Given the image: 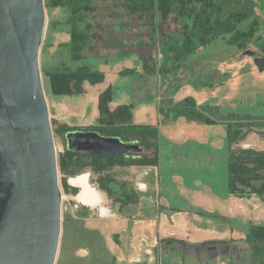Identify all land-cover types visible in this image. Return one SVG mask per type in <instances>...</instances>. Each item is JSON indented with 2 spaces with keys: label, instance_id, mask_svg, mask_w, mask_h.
<instances>
[{
  "label": "rangeland",
  "instance_id": "rangeland-1",
  "mask_svg": "<svg viewBox=\"0 0 264 264\" xmlns=\"http://www.w3.org/2000/svg\"><path fill=\"white\" fill-rule=\"evenodd\" d=\"M190 1L191 6L198 7L196 0ZM227 1L230 10L233 12L241 8L242 2L251 7L252 10L248 20H256L258 23V30L253 38L244 47L237 48L234 44L229 45L227 43V36L216 33L215 37L205 46L197 45V48L186 58L183 68L172 72L163 70L166 65L164 62L169 63L168 59H172L173 56V52L165 47L167 40L172 38L170 41L174 43L177 38L178 42L175 48L178 49L185 29L190 25L189 22H186V24L181 22L177 12L170 13L164 19L156 11L129 12L125 7L124 0H92L94 9L87 17L90 25L88 30L89 40L82 53L83 60L72 62L69 58V49L64 45L68 40L66 32L68 27L64 24L60 25L67 14L60 8L45 6V27L39 49V67L50 121L56 120L68 127H75L76 130L74 131H88L84 128L94 125V119L98 116L97 101L95 103L96 94L109 86L115 88V103L118 105L132 104V123L147 125L156 131L161 160L159 166L162 185L161 194L174 198L175 191L171 187V182L173 181L177 185L175 181H179L178 183L181 184L182 176L176 175L179 173L178 171L184 170L186 181L190 180L191 174L187 172L190 161L186 158L176 161L174 158L177 152L189 148L188 145L190 144H186V142L190 140L191 134L194 138L202 141L207 142L208 139H211L209 142L213 144L220 142L217 145L220 147L222 140L219 141L218 138H226V125L217 121L207 123L191 118L193 109L200 114L202 113L205 117H215L214 114L210 113L209 108L210 110L213 109L215 114L234 112L238 115H264V0ZM191 19L192 17L189 18V21ZM245 26L246 24H241L238 28L242 29ZM188 31L193 32L192 30ZM258 61H262V67L257 64ZM81 64L102 71L105 75L104 81L96 85L85 83V93L83 94L56 96L50 93L44 72L58 70L62 66L75 69ZM144 65L154 68L155 71H157V67L162 65L163 73L145 74ZM123 69L132 70L129 71L131 74L120 75L119 72ZM201 82H206L207 85L199 89H193ZM187 89L195 92L194 96L200 108L196 103L195 107L194 105L190 106L189 102H187L188 105L182 103ZM185 99L186 97L184 101ZM191 99L194 100L193 97ZM62 104H67L69 109L67 111L62 110ZM113 106L114 104H111L110 108ZM216 125L223 127V136L221 134L218 137L217 129L219 126ZM245 131L246 128L243 127V136L232 148L264 149V137L260 131ZM53 139L58 157V153L63 151L66 145L65 137L53 133ZM167 156H171L174 161L172 163L168 162ZM220 158L222 159V156ZM221 159L218 160L220 164L218 166L222 165ZM125 171L126 168L124 167H114L111 174L118 181H122L126 176L134 177L132 173L126 174ZM197 172L202 173L201 170ZM82 173L88 174L89 183L98 191L97 175L89 169L84 170ZM199 173L197 175L203 183L202 177L213 176L207 171L203 173L205 176H201ZM58 177L62 195V221L63 216L76 214L74 205L77 202L73 198L75 195L64 193L60 171H58ZM69 178H67V183L72 186L69 183ZM202 184L200 183V185ZM218 198L223 202L220 203L221 207L224 206L223 208L227 209L231 198ZM216 199L213 195L207 194V196H195L191 199V202L197 209H212L210 203L214 204L213 200L216 201ZM100 200H97L98 205L101 203ZM242 201L245 203V208L253 207V202L249 205L246 203L248 200ZM185 202L180 204L183 205ZM249 202L251 201L249 200ZM261 206L264 207L262 204ZM104 207L106 213L107 209L111 207L118 209V205L110 201ZM250 210L252 209H243V213L249 214ZM86 214L88 217L83 222L85 227L89 229H85L83 223L80 222L83 231H79L76 222L69 223L66 227L69 243L63 249L65 246V244L63 245V236L62 245L61 248L59 245L57 259H55L54 264H144L141 259L130 257L131 252L139 251V249L141 252L144 251V247L136 245L137 243L140 244V239L134 237L137 236L134 231H130V229L115 230L117 228L114 223L107 224L105 214L101 215V209L97 206L89 208ZM202 223L203 225L207 224L206 218L202 219ZM209 225L208 227H210ZM112 228L115 232L118 231L117 241L111 239ZM234 230L233 236H237V233L242 231L237 228ZM229 234L227 232V235ZM81 240H88L90 243L106 240L107 245L99 244L96 247L94 245L89 250L88 257H83L79 255H83L84 252L76 247ZM113 245L121 247L125 254L115 256L113 259ZM127 250L129 253H126ZM178 251H181V249ZM188 251H193L195 254L190 252V254H174L168 257L164 255V259L169 258L170 264H214L212 261H206V257L203 254H198V250L195 248H189ZM116 253L119 254V250H116ZM165 260L158 262L159 264H165ZM244 261H248L247 254L244 256ZM221 263L224 264V261Z\"/></svg>",
  "mask_w": 264,
  "mask_h": 264
},
{
  "label": "trees",
  "instance_id": "trees-1",
  "mask_svg": "<svg viewBox=\"0 0 264 264\" xmlns=\"http://www.w3.org/2000/svg\"><path fill=\"white\" fill-rule=\"evenodd\" d=\"M193 1V0H192ZM198 7L191 6L190 0H124L126 9L130 12L151 10L158 12L162 18L168 17L172 12H177L181 22H189L182 39L179 42L181 47L176 49L178 42L174 43L169 38L166 48L173 52L172 59H168L165 68L166 72H172L185 66L186 58L191 55L197 45L205 46L216 35L221 33L227 36V43L237 48L244 47L258 30L256 20H248L251 14V7L242 2L241 8L231 11L229 2L226 0H196ZM244 1V0H242ZM228 2V3H226ZM249 2V0H247ZM49 8H60L67 14L60 25L68 27L69 40L66 44L69 51V58L72 62L83 60V51L89 40L88 30L90 25L87 21L88 14L94 9L92 0H44ZM192 17L191 21L189 18ZM246 24L244 28L239 25ZM52 26V24H51ZM191 27V29H189ZM192 30L193 32H189ZM197 42V43H196ZM180 49V50H179ZM166 60V59H165ZM162 65L149 68L144 65V72L147 74H161ZM132 70L123 69L119 72L125 76L131 74ZM46 83L51 94L56 96H72L83 94V83L90 85L100 84L104 81L105 75L102 71L92 68L89 65L81 64L75 69L62 66L58 70L44 72ZM114 91L110 86L101 91L97 98L98 116L94 125L84 129L98 132L100 135L117 137L123 142L137 141L142 147L136 154H128L124 157H115L99 154H79L68 150L66 145L63 151L58 153V168L62 174L61 183L65 193L76 195L78 188L71 187L67 183L68 177L76 176L84 170L89 169L97 175L98 189L105 191L109 199L118 203L120 208L137 202V193L133 185L128 181H118L111 171L114 167L128 166H156L158 159L157 133L147 125L132 123V104H119L110 109L113 101ZM192 105L193 100L186 98L184 105ZM191 118H196L207 123H213L210 117H205L195 109L191 112ZM53 133L64 136L69 131L76 130L75 127H68L52 120ZM245 132L260 131L264 137V120L255 118H241V121L228 114L226 118V143L228 156L226 161L227 191L229 195L237 198H249L256 196L264 203V151L252 148H232ZM113 186H117L114 189ZM244 241L249 246L251 261L250 264H264V223L249 222L245 230Z\"/></svg>",
  "mask_w": 264,
  "mask_h": 264
},
{
  "label": "water",
  "instance_id": "water-1",
  "mask_svg": "<svg viewBox=\"0 0 264 264\" xmlns=\"http://www.w3.org/2000/svg\"><path fill=\"white\" fill-rule=\"evenodd\" d=\"M44 27V0H0V264H54L58 252L62 195L39 67ZM64 137L79 154L141 150L92 130Z\"/></svg>",
  "mask_w": 264,
  "mask_h": 264
},
{
  "label": "crops",
  "instance_id": "crops-1",
  "mask_svg": "<svg viewBox=\"0 0 264 264\" xmlns=\"http://www.w3.org/2000/svg\"><path fill=\"white\" fill-rule=\"evenodd\" d=\"M66 32H68V30ZM66 44L67 43L64 45L66 46ZM144 73L147 74L146 72ZM85 83L88 82L83 83V88ZM88 85L90 84L88 83ZM205 85H207L206 82H201L200 85L193 89H199ZM114 89L115 88H113V91ZM99 93L96 94L95 103ZM194 94L195 92L193 90L187 89L184 95L186 98H194L193 103H191L192 105L194 103L197 104ZM184 98L182 100L183 102ZM114 101L115 94L113 101L110 103V105L114 104V106L110 109H114L118 105ZM61 108L64 111L69 109L67 104H62ZM158 109L160 108L158 107ZM209 111L214 114L215 117H208L224 125H226L228 114H232L233 117L239 121H241V118L243 117L264 120V115L261 114L238 115L234 112L215 114L214 110H210V108ZM95 112L97 111L95 110ZM216 126H219L217 132L218 137H220V135L224 133V129L221 125ZM191 135V138H189L190 140L186 142V144H190L188 145L189 148H184L182 149V152H177L174 158L176 161L186 158L190 161L189 163L193 165L192 166L188 163L187 167V172H190L191 174L190 180L186 181V175L183 173L184 170H181L182 172L178 171L179 173L176 175H180V177L182 176L183 179L181 178V184L178 183L179 181H175L177 185L173 181L171 182V187L175 191L174 198H169L168 196L161 194L162 185L159 171L161 160L158 148L156 166L124 167L126 168L125 173H132L134 177L130 178L129 176H126L122 181H128L133 185L138 200L136 203L122 208H120L118 203H115L118 205V209H113L112 207L107 209L108 215L105 217V220L107 224L114 223L117 228L115 230L130 229V231H134L137 235L134 237L140 239V244H136L134 240L133 242L138 247H144V251L141 252L139 249V251L131 252L130 257H137L141 259L144 264H159L160 261L163 262V260H165L164 255L168 257L173 256L174 254H190V252L192 253L193 251H188L189 248H195L198 250V254H203L206 257V261H212L214 264H222L221 262L223 261L224 264H249L250 252L248 251L249 247L246 246L244 241L245 230L247 229L249 222L264 223V207L261 206V204L264 205V203L254 195L249 198H237L229 195L227 191V173H225L228 156V147L225 138H218L219 141L222 140L220 147L217 146L220 142L218 144H213L212 142H209L211 139H208L206 142L194 138L193 134ZM259 151H264V149H260ZM220 156H222V159ZM174 159H172L171 156H167V161L170 163H172ZM219 159H221L222 162L221 166H218L220 165L218 163ZM199 170L202 171L201 174L197 172ZM206 171L213 174V176L206 177L203 174ZM197 173L201 176H205L202 177L204 183L201 181L202 179H199ZM200 183L203 184L200 185ZM98 192L101 199L99 205L98 201L94 202L91 206L80 202L78 203L80 206L84 205L89 208L97 206V208L101 209V215H104L106 213L104 205L107 206L108 201L112 203L114 202L108 198L106 192H103L100 189H98ZM207 194L213 195L217 198L216 201L213 200L214 204L210 203L212 209H197L192 205V198L201 195L207 196ZM218 197L223 199L228 197L231 198L227 209H224V206L221 207L220 203L223 202ZM242 200H248L246 203L249 205L253 202V207L249 206V208H245V203ZM249 200L251 202H249ZM181 202H185V204L182 205L180 204ZM127 207L131 209H124ZM243 209L252 210L247 214L243 213ZM203 218H206L207 220L206 225H203L202 223ZM208 224H210V227H208ZM235 228L240 231L242 230L240 233H237V236H233ZM115 230L111 233V239L117 241L118 231L115 232ZM227 232L230 234L227 235ZM112 247L113 259L115 256H122L125 254V251L122 250L121 247L117 245H113ZM179 249H181V251L177 252ZM116 250H119V254L116 253ZM126 253H129L128 250ZM243 253L247 254L248 263L245 261L243 262L245 256H243ZM193 254H195V252H193ZM165 261V264H170L169 258H166Z\"/></svg>",
  "mask_w": 264,
  "mask_h": 264
},
{
  "label": "flooded vegetation",
  "instance_id": "flooded-vegetation-1",
  "mask_svg": "<svg viewBox=\"0 0 264 264\" xmlns=\"http://www.w3.org/2000/svg\"><path fill=\"white\" fill-rule=\"evenodd\" d=\"M131 142H135L136 144H138L139 145V147H140V149L142 148L141 146H140V144L137 142V141H130V142H126V143H131ZM137 153V152H136ZM136 153H132V152H129V153H127L126 155H128V154H136ZM125 155V156H126ZM72 187V186H71ZM75 187V186H74ZM114 187V189H117V186H113ZM116 187V188H115ZM77 188V187H76ZM64 191V190H63ZM65 193V192H64ZM69 194H71V195H73L72 193H69ZM107 194V193H106ZM74 196V195H73ZM74 207H75V210H74V212L76 213V214H71L70 216H63V214H64V211H63V214H62V221H61V234H60V248H61V245H62V241H63V236H64V242H63V245L65 244V246L63 247V249L65 248V247H67V244L69 243L68 241V237H67V235H66V227H67V225L69 224V223H72L73 221L74 222H76V226H77V230H79V231H83V227H81L80 226V222H82L83 223V226H84V228L85 229H89V228H87V227H85V225H84V219L85 218H87L88 216H86L87 214H86V212H87V210H88V207H86V206H80L79 205V203L77 202V203H75V205H74ZM108 215V213H106L105 214V216H107ZM90 234H92V232H90ZM101 245V244H103L104 246H106L107 245V242H106V240L103 242V241H94L93 243H90L88 240L87 241H83V240H81L80 241V243H78L77 244V246L76 247H78V250H81V251H83L84 253H83V255H79V256H83V257H88V253H89V250L91 249V248H93V246L95 245V247L97 246V245ZM246 246L247 247H249L248 246V244H246ZM88 247V248H87ZM249 252H250V250H248ZM87 254V255H86ZM245 254L243 253V256H244ZM249 258H250V260H249V264H250V261H251V257H250V255H249ZM83 259H85V258H83ZM80 260V259H79Z\"/></svg>",
  "mask_w": 264,
  "mask_h": 264
},
{
  "label": "bare ground",
  "instance_id": "bare-ground-1",
  "mask_svg": "<svg viewBox=\"0 0 264 264\" xmlns=\"http://www.w3.org/2000/svg\"><path fill=\"white\" fill-rule=\"evenodd\" d=\"M69 183L79 189L78 193L74 196L77 202L91 206L100 199L99 192L89 183L87 173H81L77 176L70 177Z\"/></svg>",
  "mask_w": 264,
  "mask_h": 264
}]
</instances>
